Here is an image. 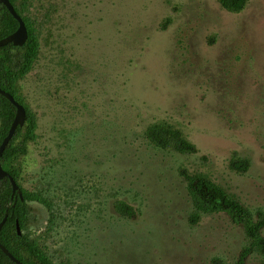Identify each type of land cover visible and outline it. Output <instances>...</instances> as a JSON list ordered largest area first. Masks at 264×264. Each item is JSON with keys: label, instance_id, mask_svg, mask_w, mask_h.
<instances>
[{"label": "rangeland", "instance_id": "obj_1", "mask_svg": "<svg viewBox=\"0 0 264 264\" xmlns=\"http://www.w3.org/2000/svg\"><path fill=\"white\" fill-rule=\"evenodd\" d=\"M25 2L40 52L17 88L36 135L14 165L50 203L27 202L26 237L53 264H264L242 257L226 213L192 222L181 175L204 174L264 223V0ZM159 122L196 152L152 146Z\"/></svg>", "mask_w": 264, "mask_h": 264}, {"label": "trees", "instance_id": "obj_2", "mask_svg": "<svg viewBox=\"0 0 264 264\" xmlns=\"http://www.w3.org/2000/svg\"><path fill=\"white\" fill-rule=\"evenodd\" d=\"M26 0H10L16 11L22 16L28 37L22 46L8 43L0 47V88L11 93L23 104L26 119L22 127H17L13 138L8 143L1 157L3 168L16 180L19 175L15 160L26 153L27 143L35 138L36 121L27 104L18 95L17 83L34 67L40 52V38L35 22L28 16ZM248 0H218L223 9L229 12H240ZM18 27L17 20L0 4V39L13 33ZM16 113L15 106L0 94V143L7 135ZM145 137L149 143L159 149L174 150L179 153L192 154L195 146L174 126L159 122L149 125L145 130ZM232 166L245 169L246 162L233 159ZM186 183L187 194L193 207L191 219L197 223L202 215L226 213L231 220L240 225L249 241L242 257L251 251L264 254V234H262L263 218H255L253 213L243 206L233 195L213 182L202 173L181 172ZM21 188V187H20ZM23 200L15 193L8 178L0 180V221L7 211L8 217L0 230V242L8 251L23 264H53L44 249L36 241L29 240L22 232L18 234V221L22 231L26 221L27 202L36 201L49 206V201L40 193L23 190ZM116 211L126 217L133 215V209L123 201L115 204ZM242 259V258H241ZM0 264H16L0 249Z\"/></svg>", "mask_w": 264, "mask_h": 264}, {"label": "water", "instance_id": "obj_3", "mask_svg": "<svg viewBox=\"0 0 264 264\" xmlns=\"http://www.w3.org/2000/svg\"><path fill=\"white\" fill-rule=\"evenodd\" d=\"M0 4H3L18 22V27L13 33H11L10 35L0 39V47L6 45L8 43H12L14 46H22L28 37L27 28H26V25H25V22H24L22 16L16 11V9L14 8V6L10 2V0H0ZM0 94L3 95L4 97H6L16 108L14 120H13V122H12V124L8 130L7 135L3 138V140L0 143V180H2L3 178H8L10 183H11V186H12V194L14 195L16 193L17 196L20 198V200H23L22 189L20 188V186L18 185V183L16 182L14 177L8 171H6L3 168L2 164H1V157L3 155V152L5 151L8 143L13 138L17 127H22L24 125L25 119H26V110H25V107L23 106V104L18 102L11 93L0 88ZM7 217H8V213L6 211L5 216L0 221V230L3 226V224L5 223V221L7 220ZM16 227H17L18 234H21L22 231L20 229L18 221L16 223ZM0 249L3 251V253H5L16 264H23L20 260H18L16 257H14L8 251V249L6 247H4L3 244H1V242H0Z\"/></svg>", "mask_w": 264, "mask_h": 264}]
</instances>
